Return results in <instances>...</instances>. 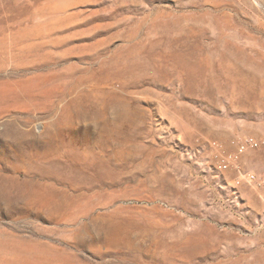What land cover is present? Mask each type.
<instances>
[{
	"label": "rangeland",
	"instance_id": "1",
	"mask_svg": "<svg viewBox=\"0 0 264 264\" xmlns=\"http://www.w3.org/2000/svg\"><path fill=\"white\" fill-rule=\"evenodd\" d=\"M246 134L264 0H0V264H264Z\"/></svg>",
	"mask_w": 264,
	"mask_h": 264
},
{
	"label": "built area",
	"instance_id": "2",
	"mask_svg": "<svg viewBox=\"0 0 264 264\" xmlns=\"http://www.w3.org/2000/svg\"><path fill=\"white\" fill-rule=\"evenodd\" d=\"M263 144V139L251 134L238 138L235 141V150L233 152L225 151L220 141L213 140L210 142L216 167L220 170H227L229 167H233L237 171L235 184L238 186L246 183L254 188H261L264 184V179L255 172L243 170L239 162V156L248 150L259 149Z\"/></svg>",
	"mask_w": 264,
	"mask_h": 264
}]
</instances>
